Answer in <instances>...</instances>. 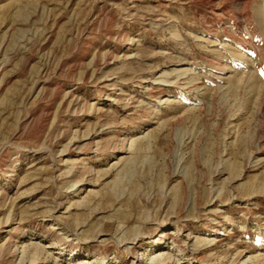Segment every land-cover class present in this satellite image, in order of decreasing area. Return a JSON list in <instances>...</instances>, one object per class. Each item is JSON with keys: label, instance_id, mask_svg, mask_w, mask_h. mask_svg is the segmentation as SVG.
Returning a JSON list of instances; mask_svg holds the SVG:
<instances>
[{"label": "rangeland", "instance_id": "1", "mask_svg": "<svg viewBox=\"0 0 264 264\" xmlns=\"http://www.w3.org/2000/svg\"><path fill=\"white\" fill-rule=\"evenodd\" d=\"M0 264H264V0H0Z\"/></svg>", "mask_w": 264, "mask_h": 264}]
</instances>
